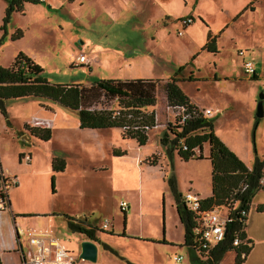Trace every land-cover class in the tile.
<instances>
[{
	"label": "rangeland",
	"instance_id": "rangeland-1",
	"mask_svg": "<svg viewBox=\"0 0 264 264\" xmlns=\"http://www.w3.org/2000/svg\"><path fill=\"white\" fill-rule=\"evenodd\" d=\"M130 1V9L122 11L125 6L122 8L118 0H112L114 6L110 0H54L52 8L41 2L45 10L28 5L27 18L12 13L3 24L2 17L0 64L9 65L21 51L38 62L47 79L59 83H89L115 75L166 79L177 74L180 87L192 103L200 109L212 108L209 117L216 135L249 168L257 158L264 160V114L256 116L261 94L264 107V0ZM108 7L123 15L119 18ZM164 12L195 16L184 24ZM17 29L23 36L13 39ZM208 29L217 36V52L202 48ZM94 49L92 68L72 64L79 51L94 58L90 54ZM240 49L244 52L240 53ZM141 55L146 59L142 60ZM244 57L254 61L258 78L249 77L244 71ZM162 90L160 86L155 105L159 126L149 131L148 140L141 145L134 138L123 137L117 126L80 128L76 111L47 98L6 102V114L0 111V165L6 175L15 172L19 177V183L9 192L17 205L13 209L32 213L18 218V237L26 256L30 249L29 231L41 230L60 237L78 264H211L206 256L183 243L184 226L176 209V193L182 196L193 190L208 196L211 192L208 144H203L202 158L187 160L176 152L170 155L160 144L158 139L170 118L166 111L172 114ZM45 104L53 107L49 113L56 121L52 136L48 140L31 139L26 127L34 124L33 115L43 117L32 113L42 110ZM111 143L126 150L125 155L114 158L115 166L106 156ZM139 148L148 156L158 153V159L154 165L144 161L142 190L137 191L130 189L128 176L138 173L134 157ZM20 149L31 151V164L26 156H20ZM53 154L67 161V168L57 173L56 181L53 179L54 192ZM172 178L174 187L169 181ZM129 198L133 202L124 215L119 203L123 199L130 201ZM263 200L261 188L247 211L246 230L253 237L252 252L256 255L260 246L258 232L264 222L258 203ZM219 211L226 214L224 208ZM66 214L98 228L99 253L95 261L78 259L80 241L86 236L69 228ZM104 219L110 223L101 229ZM11 223L15 231L12 220L0 219V244L9 239L7 229ZM175 238L182 242L170 240ZM178 254L183 258L176 262L173 257ZM11 256L14 260L10 264H19V252ZM234 257V250H227L217 264H233Z\"/></svg>",
	"mask_w": 264,
	"mask_h": 264
},
{
	"label": "trees",
	"instance_id": "trees-1",
	"mask_svg": "<svg viewBox=\"0 0 264 264\" xmlns=\"http://www.w3.org/2000/svg\"><path fill=\"white\" fill-rule=\"evenodd\" d=\"M25 1L40 2L42 0H8L3 24L9 20L13 11H23ZM187 16L191 18V21L194 19L192 14ZM182 18H186V16L179 17V19ZM199 18L207 25L201 16ZM3 24L0 28H3ZM16 32L13 39L22 36L20 29H17ZM216 37L208 30L206 42L202 48L217 52ZM250 75L252 78H258L255 71ZM179 80L180 77L175 74L165 80L104 78L89 83L52 82L43 75V68L37 62L20 51L9 65L0 64V111L6 114V102L9 99L47 98L76 111L80 128L117 126L120 127L123 137L134 138L141 145L148 140L149 131L158 126L156 125L158 118L154 106L157 103L158 89L161 86L167 105L174 109L183 106L189 112V116L181 120L178 114L172 113L168 122L163 126L164 130L158 139L160 144L170 155L176 152L182 159L187 160L202 158L204 155L203 144L208 143L206 157L211 161V194L202 197L201 206L203 208L218 206L228 209L230 215V219L225 225L224 238L209 253H205V249L201 247L200 240L194 232L197 225V212L188 209L181 194L176 193V209L184 226L183 243L201 256H206L211 264H217L225 251L234 250L233 264H241L252 246V241L245 232L247 211L255 192L264 188V183L260 180L264 174V160L257 158L253 166L249 168L216 135L211 117L204 116L197 110L198 107L190 101L188 95L180 87ZM112 102H115L116 105H113ZM26 129L40 140L51 138L52 132L49 126L29 125ZM115 152L119 155L124 153L116 150ZM157 159L158 153H153L148 156L147 161L150 164H156ZM65 166L64 157L52 156L51 169L53 172L62 171ZM53 179L54 175L52 174V191H54ZM169 181L174 187V179ZM123 212L125 215V211ZM66 216L70 229L99 241L96 226L85 225L72 216L67 214ZM235 238H238L239 242L234 243ZM0 264H2L1 257Z\"/></svg>",
	"mask_w": 264,
	"mask_h": 264
},
{
	"label": "built area",
	"instance_id": "built-area-1",
	"mask_svg": "<svg viewBox=\"0 0 264 264\" xmlns=\"http://www.w3.org/2000/svg\"><path fill=\"white\" fill-rule=\"evenodd\" d=\"M184 24L191 22V18L181 19ZM181 33V30L179 31ZM240 53L244 51L239 50ZM75 61L77 63L89 64V59L84 52H79L76 55ZM244 71L248 74H252L255 71V63L252 59L244 57L243 59ZM172 113L178 114L182 119L189 116V112L185 110L183 106L174 107L167 105ZM204 116H210L212 108L205 107L203 109L197 108ZM34 119L32 126H49L52 124L51 118L33 116ZM156 125H159L158 123ZM30 160V155L24 154V157ZM261 182L264 183V174L261 177ZM19 183V178L16 174L9 173L6 175L0 165V212L7 211L10 209L9 192L12 186ZM202 197L197 191L187 190L182 195V200L188 209L197 212V225L194 228L195 234L200 240V245L204 248L205 253H209L210 250L218 244L225 235V225L230 219L229 211L226 210V214H221L218 206H212L203 208L201 206ZM120 209L126 211L128 208V202L121 200L119 203ZM109 220L104 219L101 224V228H108ZM55 234L48 231H29L28 242L30 249L28 250L27 256L25 252L22 254L23 264H78L76 259L70 254L67 246L62 243ZM234 243L239 242L238 238H235ZM183 258L182 254L174 255V261L178 262Z\"/></svg>",
	"mask_w": 264,
	"mask_h": 264
},
{
	"label": "crops",
	"instance_id": "crops-1",
	"mask_svg": "<svg viewBox=\"0 0 264 264\" xmlns=\"http://www.w3.org/2000/svg\"><path fill=\"white\" fill-rule=\"evenodd\" d=\"M54 0H42V1H40V2H30V1H25L24 2V8H23V11H13L12 13H18V14H22V15H24V16H26L25 18H27V13H26V7L28 6V5H31V6H37V7H41L43 10H45L46 9V7L47 8H52V7H54L55 6V3L53 2ZM69 1H71V0H69ZM103 2H107L108 3V1L109 0H102ZM41 2L42 3H46L47 4V6L45 7V6H43L42 4H41ZM118 2H119V4L121 5V7L123 8V6H125L124 7V9H122V11H127V10H129L130 9V0H118ZM112 6H114V3L112 2V0H110V2H109ZM7 4H8V0H0V22H1V19H2V17H4V14H5V9H6V6H7ZM193 8H195V7H193ZM108 10L112 13V14H114V13H116L117 12V15L116 16H118L119 15V18L123 15V12L121 13V14H118V10H116V8H114V9H112L111 7H108ZM196 13H197V9H196ZM188 14H192V15H194L193 13H188ZM188 14H177V15H171L170 13H166V12H164V15L166 16V15H169L170 17H171V19L172 20H177L178 21V19H179V17L180 16H184V15H188ZM197 15H198V13H197ZM195 16V15H194ZM174 18H176V19H174ZM171 19H169V20H171ZM169 20H166L165 21V23H168L169 22ZM205 26H207L208 27V24L206 25L205 24ZM177 28H178V26H177ZM209 30V29H208ZM208 30H207V33H208ZM210 31H211V29H210ZM207 33H206V38H207ZM23 36V35H22ZM21 36V37H22ZM206 40V39H205ZM95 50V49H94ZM101 50V49H100ZM99 51V50H98ZM79 52H83V51H79ZM85 53V52H84ZM95 53H96V50H95V52H91L90 54H92L93 56H94V58H92V56H90L89 55V53H88V59H89V64H88V66H90V68H92V65L95 63ZM78 54V52L76 53V55ZM75 55V56H76ZM73 57L72 58V64H75V63H77L76 61H75V58L76 57ZM142 56V60H145L146 58L143 56V55H141ZM35 62H37L32 56H30ZM147 61H149V60H147ZM38 63V62H37ZM255 74H256V76L257 77H259V74L260 73H258V70H257V67H256V65H255ZM215 76H216V74H215ZM247 76H249V75H247ZM263 76H264V73H263ZM114 77V76H113ZM250 77V76H249ZM114 78H122V79H128V78H153V79H159V78H155V77H147V76H144V77H120V76H116L115 75V77ZM164 80H165V78H163ZM167 79V78H166ZM10 100V99H9ZM191 100V99H190ZM8 101V100H7ZM167 103V101H166V97H165V104ZM41 108H43L42 110L39 108L38 110H36L35 112H33L32 113V115L33 114H38V115H40V116H43V117H46V118H52V120H53V116L51 115V114H49L52 110H53V107L51 106V105H49V104H45V105H42V107ZM169 108H168V106H167V110H168ZM154 110H155V112H156V109H155V106H154ZM157 113V112H156ZM168 111H166V115L167 116H169V117H171V114L169 113V115H168ZM34 116V115H33ZM158 118V117H157ZM28 119V118H27ZM26 119V120H27ZM25 120V121H26ZM56 120V119H55ZM24 122V121H23ZM55 122L56 121H52V124H50L49 125V127H50V129H51V132H52V129H53V127L55 126ZM78 123H79V121H78ZM159 126V125H158ZM163 126V125H162ZM108 128V127H107ZM83 129H92V130H97V129H101V128H88V127H84ZM111 133V132H110ZM33 136V138H31V139H39L38 137H36V136H34V135H32ZM51 136H52V134H51ZM101 136V134L100 133H98L97 134V137H100ZM148 138H149V136H148ZM208 144V143H207ZM107 150H108V153H106V151H105V153H106V156H107V158L108 159H112L113 161H114V166H115V159L114 158H116V157H118L119 156V154H116V152H115V150L117 151V152H120V151H122V152H124L123 153V155H125V153H126V150L125 149H123V148H121L120 146H116V144L115 143H111V144H109L108 146H107ZM138 153L135 155V157H134V164H135V166H136V169L138 170V173H133V175H129L128 176V179H131V180H128V181H130V184H131V190H142V184H143V181H142V170L143 169H145V165H144V161H146L147 160V158H148V153H144V152H142V149L141 148H139L138 150ZM29 154L30 155V160H28V162L27 163H29V164H31V162H32V154H31V151H27V150H24V149H20V156L23 158L24 157V154ZM207 154H208V152H207ZM206 154V155H207ZM53 155H57V154H53ZM121 155V154H120ZM105 156V157H106ZM150 156V155H149ZM104 157V158H105ZM65 160H66V158H65ZM102 160H103V158H102ZM101 160V161H102ZM100 161V162H101ZM102 164V163H101ZM113 165V164H112ZM152 165H154V164H152ZM66 166H67V161H66ZM65 166V168L64 169H66L67 167ZM100 168H102L101 166H99ZM104 168H108L109 166H103ZM148 167V169H149V166H147ZM63 171V170H62ZM62 171H52V169H51V174H54V180L56 181V179H57V173L58 172H62ZM115 171V170H114ZM14 174H15V172H14ZM17 175V174H16ZM18 176V175H17ZM114 176H115V173H114ZM131 176V177H130ZM19 178V177H18ZM23 182V181H22ZM56 186V183H54V187ZM54 192V191H53ZM210 194H211V192H210ZM209 194V195H210ZM208 195V196H209ZM207 196V195H206ZM206 196H201V197H206ZM12 197L9 195V201H10V209L9 210H7V211H3V212H0V219H3V218H7L9 221H11L12 220V222L14 223V225H15V231L13 230L14 228L12 227V223H11V226H10V229H7V232L9 233V239H7V240H5L2 244H0V257H1V261H2V264H10V262L11 261H13L14 260V258H13V256H11V254H13V252H19V264H23V258H22V254H23V252H24V247L22 246V244L20 243V241H19V237H18V226L20 227V230H21V223L19 222V220H18V218L19 217H21V216H25L26 214H32V213H25L26 211H22V210H20L19 208H17V209H13V206L15 205V207L17 206L16 205V202L13 200L12 201ZM123 200H125V199H123ZM129 200L130 201H127L128 202V208L126 209V211H125V215H126V212H127V210L130 208V206H131V201L133 200V199H131V198H129ZM133 202V201H132ZM27 212H31V211H27ZM21 213V214H20ZM258 213H264V200L263 201H260L259 203H258ZM183 230H184V227H183ZM184 232V231H183ZM245 232H246V236L248 237V238H250L251 239V241H252V246H251V249H250V251H249V253L246 255V258H245V260L241 263V264H243V263H247V261H250L252 264H264V222H263V224L261 225V227H260V231L258 232V242H259V247H258V254L256 255L255 253H253L252 252V250H253V247H254V242H253V237L251 236V234H249V232H247V230H246V228H245ZM144 236H148V235H144ZM60 238V237H59ZM84 238V237H83ZM82 238V239H83ZM170 240H173V242H175V243H181L182 242V239L181 240H178V239H170ZM183 240H184V233H183ZM97 242V245H98V241H96ZM235 252V251H234ZM98 253H99V246H98ZM249 255H251V256H253L254 258H249ZM12 257V258H9V257ZM154 261V260H153ZM155 263H156V261H154ZM158 264V263H157Z\"/></svg>",
	"mask_w": 264,
	"mask_h": 264
},
{
	"label": "water",
	"instance_id": "water-1",
	"mask_svg": "<svg viewBox=\"0 0 264 264\" xmlns=\"http://www.w3.org/2000/svg\"><path fill=\"white\" fill-rule=\"evenodd\" d=\"M264 114L263 107V94H261L260 98L257 101L256 106V116L261 117ZM98 255V245L97 242L88 237H84L80 241V250L77 254L78 259H86L90 261H95Z\"/></svg>",
	"mask_w": 264,
	"mask_h": 264
}]
</instances>
